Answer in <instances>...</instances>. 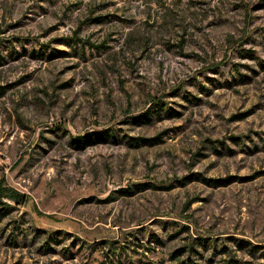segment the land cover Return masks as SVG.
<instances>
[{
  "label": "rangeland",
  "instance_id": "374dc122",
  "mask_svg": "<svg viewBox=\"0 0 264 264\" xmlns=\"http://www.w3.org/2000/svg\"><path fill=\"white\" fill-rule=\"evenodd\" d=\"M0 180V264H264V0H0Z\"/></svg>",
  "mask_w": 264,
  "mask_h": 264
},
{
  "label": "trees",
  "instance_id": "16d2710c",
  "mask_svg": "<svg viewBox=\"0 0 264 264\" xmlns=\"http://www.w3.org/2000/svg\"><path fill=\"white\" fill-rule=\"evenodd\" d=\"M203 180L205 182H211L213 180L210 179H204ZM216 182V181H214ZM4 184L3 180H0V198H8L9 200L13 201L15 204H24L27 200V198L25 196H23L22 194L18 193L16 190H14L13 188L7 187ZM5 206L3 207H9L8 205L4 204ZM2 207H0L1 210ZM237 245L240 248H243L245 241L243 239L237 238L236 240ZM256 246L252 245L249 247V251L251 252ZM191 249H193L192 247H190ZM188 261V260H187ZM237 260L234 259L233 257L228 258L227 260L224 261V264H236ZM186 264H197L195 262L189 261L186 262Z\"/></svg>",
  "mask_w": 264,
  "mask_h": 264
}]
</instances>
